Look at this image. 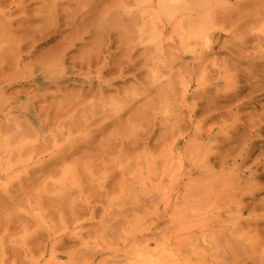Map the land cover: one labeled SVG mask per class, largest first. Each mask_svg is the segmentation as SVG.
Wrapping results in <instances>:
<instances>
[{"label":"rangeland","instance_id":"374dc122","mask_svg":"<svg viewBox=\"0 0 264 264\" xmlns=\"http://www.w3.org/2000/svg\"><path fill=\"white\" fill-rule=\"evenodd\" d=\"M10 1L11 0L2 1L0 3V11L2 10V5L9 4ZM41 1L43 0H26L24 3L25 7L22 10L11 13L10 16L0 12V31L3 32L1 36L5 34L3 37L5 39L0 37V264H128V262L134 260L137 253H143L148 248L151 249L154 246V241L158 237L153 233L152 220L155 205L154 203L152 204L150 200L151 195L147 193V190L144 191L143 186L137 183L133 177L135 173V171H133L135 170L133 169L135 163L134 156L142 152V144L139 145L141 142L138 140L137 145L127 147L129 150L131 149V153L123 152V154H121L116 146L104 148V152H101V154L99 153L100 151L96 149L98 144L100 145L106 142L105 140L109 138L108 136H110L112 132L114 133L111 135L112 138L118 136L116 133H118V129L121 128H118L117 125H113L114 127L109 126L108 129L107 127L105 128V126L102 127L103 125H108V123L112 124L113 122L110 121L116 119L117 115L113 114L112 110L117 109V105L114 107L111 105L106 107V109H108V107H110L109 109L113 107L111 111H108L109 114H99L95 116L99 117L101 121L98 118L97 120L96 118L90 120V122L94 123H89V125H91L89 128L91 129L88 128V130H90L91 134L90 132L88 133L94 137L88 134L89 141H86V139L82 140L87 135L86 132L80 133L83 131L82 129L80 132L77 131L78 129H73V131L70 129L69 135L73 136L68 137V128H64L66 134L62 135V138L65 137L67 139L66 143L70 141L69 144H72L74 140L78 138L79 141H77L80 143L82 140V142L79 149L75 148L77 152H72L73 154H70V156L67 154V159L62 161V163L54 160V157L59 158L58 155H61L60 152L55 153L56 149H51L52 152H50L51 150L43 152L44 154L42 155L38 154L39 157L33 156L35 153L33 154L31 152L30 147L31 141L35 138L31 140L30 137H35V135L27 138L30 140L28 143L25 141L26 144L24 147V137L22 139L18 137L19 139L17 138L15 140V136H12L15 130L13 129L12 132H8L11 131L13 122L11 118H7L5 114L6 111L13 110L14 107L13 111H17L18 113L22 112V107L24 109L29 106L26 97L32 96L35 93V87L28 78V73L30 72L29 68L35 65L39 60H42L41 58H46L52 54L74 30L72 27L62 25L59 28H55V30L47 29L41 31L40 26L42 27L43 24L42 14L39 12L42 7ZM107 1L109 3V0ZM107 1L104 4H107ZM118 1L123 2L122 0ZM126 1L123 3H126ZM129 1V4H127L128 2L126 3V10L135 12L137 6L131 0ZM132 3L134 5H132ZM229 3L233 4L234 0H230ZM260 3L264 4V1L261 0L259 2V7L264 6ZM110 4H107V6ZM69 5L68 1L63 2L62 8L60 7L61 11L59 10V12L64 14L65 12L63 13V11H71ZM258 9L260 11V8ZM262 11H264V9H262ZM262 11L260 12L262 13ZM261 16L264 17V13H262ZM262 17L259 18L261 20L254 21L255 23L249 21V24L252 22V25L247 24L248 30L250 29V31L246 30V33L249 32L247 38L251 39L248 40L246 38L248 43L246 42V45H244L246 47L244 48V52L243 50L240 52L243 54H241V57H239L240 55L232 56L230 54L228 43L230 42L229 37L231 35L221 32L220 41H218L215 49L211 53L205 51V53L199 55L200 45H197L196 42L191 39L188 40L186 46L183 47V52L187 54L189 58L194 55L196 57L202 56L206 58L204 66L207 68L202 71L198 69L189 71V68L184 70L182 63H179L178 60H174V62L170 64L171 67L167 66L169 60L165 62L163 59L153 65L152 67L155 69V75L161 87H166L168 83H173V91L167 93L165 96V98L169 100L168 102L162 97V105L159 103L158 105H149V107L146 105L145 108L142 104L143 110H141L142 113L138 116L139 118L136 116L133 117L134 115L131 114V111L130 113L128 110V113L123 111L125 107L120 108L122 105H118V111L121 112L122 109L124 113L121 112L123 115L121 116L122 119H120L122 123L124 122L123 126L125 124L126 128H129L128 123L132 125L134 122H138V125L135 123V126L137 125L138 128L142 127L140 125L145 123V125L148 126L146 127L143 124V127L146 128H144L145 130L148 129V131L151 127V129L154 127L156 135L153 134L151 137L149 144L150 149L148 148L147 152L153 150L151 146L155 141L154 138L157 139L159 136L161 137V135L164 136L159 139V143L164 144L181 137L180 134H178V137L176 130H173V133H171L168 127L167 132H169V134L166 137L164 135L166 134V130H163L166 125L170 126V122L173 123V118L177 116V114L182 116L183 113L184 115L182 117H184L185 120L186 133L191 134L194 127L200 132V139H196L191 135L184 139V141L189 144L186 160L191 161L188 165H185H187L191 171L193 169V174L188 176V180L194 187L189 188L188 195L196 200V203L188 202V210L180 211V215L183 214L184 216L181 221L185 220L184 224L187 227L192 226L190 225L191 223H195L193 219H199L198 221H200L202 218L207 216L210 217V211H213L216 206L212 199H210L211 201L209 200L208 203L203 202L201 187L214 185V175L216 177L218 175L219 154L233 155L242 151L244 152L243 156H245L249 151L244 166H253V171L256 176L255 180L259 183L257 187L262 188V190H259L260 192L258 191V193L254 195V199L248 197L245 201L257 202L259 199L264 198V184H262L264 183V59L260 57L264 54V50H262V52L260 51V49L264 48V46H262L264 45V43H262L264 39H260L261 42L259 39H257L258 41L255 40L256 38L264 37V34H262V32H264V23H262L264 22V18ZM245 29L247 28L245 27ZM250 33L252 35H250ZM256 34L257 36H253ZM260 35L262 36L259 37ZM1 40L3 42H1ZM11 40H13L14 43ZM87 40L90 42V39ZM9 41L12 43V46L14 45L17 47L13 46L14 49L12 54V46ZM227 41L229 42L227 43ZM167 43L169 44V41ZM167 43L163 44L164 46L161 48L160 52L172 53L175 59V55L178 53L177 51L179 49L170 44L168 46ZM16 44L22 47V51L16 50L19 49V46ZM115 45L111 47L112 51H114ZM165 45L167 46L165 47ZM255 49L259 50L255 51ZM18 51L19 53L21 52L20 55L17 53ZM14 52H16L17 55L14 54ZM78 54V51H73L70 52L69 56L71 58ZM250 55H252V57ZM253 56L256 57V60ZM12 57L15 59L12 60ZM70 58L65 63L67 66L70 65ZM14 60H18L17 62L19 63L21 62L19 67L16 66L17 62H14ZM25 65L28 68H25V71L23 70L22 72V66ZM19 68L22 69L18 71ZM14 70L16 71V74H14L15 77L12 76ZM138 74V76L136 75L137 78H143V73L140 72ZM169 74L170 76H168ZM180 79L183 80L184 84L190 79L195 85H197L196 81H198V83L200 82L201 85L199 84V86L203 89H200L201 91L199 90V93H202L201 95L203 97L199 94V96L196 97L197 100L195 98L194 100L192 99V101L190 98L187 104H191L182 105L183 107L178 105L180 102H176L173 105L171 102L172 95L177 99V96L182 92L181 85L178 82ZM132 83V79L128 80L129 85ZM114 84V87L120 86L122 88L126 86H123L121 82H116ZM81 89H87V86H82L77 83L74 85L69 84L67 87H62L60 89L55 86H49L46 90L39 89L40 91L38 90L36 92L37 94L40 92L38 97H41V93L48 94V97H46L47 103L51 106L59 105L61 107L62 105L60 104L63 103V97L77 93ZM188 89H190V91L193 90L191 86ZM204 89L205 91H203ZM111 90H108L110 92H106V94L108 93L107 95H110L115 93L113 91L114 89ZM151 98L152 97L148 98L146 103L149 102ZM204 98L207 100L205 101ZM89 99L90 98H88V101ZM203 100L205 104L197 105L198 107L195 108V111H193V113L191 112L194 115V122L191 123L189 118L186 119L190 115V113H188L190 110H187L185 106L192 109V103H200ZM35 103L37 104L38 102L35 100L33 104ZM36 104L34 105L35 108L36 106L38 107L39 103ZM135 106L134 109H139V107H137L139 105ZM140 109L142 108L140 107ZM67 110L69 109L67 108ZM70 113H68V111L67 114L66 112L65 114L62 113L61 118L59 119L58 117L54 119V122L52 119L48 121L46 125L47 129H45L47 133L58 128L61 130L62 126L59 125L60 121H62L61 123L67 122L66 124L68 125V122L70 123L72 118H70V116H72V113L71 115ZM113 115H116V117L114 118ZM75 116H78V114ZM130 116L133 118L130 119ZM141 116L144 118L147 117V120L145 121ZM19 117L20 119L18 118V120L24 122V117ZM140 117L144 120L143 122ZM134 118H138V120ZM61 119L66 120L63 122ZM128 119L130 120L128 121ZM152 122H154V124L151 125ZM163 122H165V124ZM160 123H163V125ZM164 125L165 127H163ZM9 126L12 127L10 128ZM123 126L122 131H124ZM4 127H6V129ZM101 131L105 134L100 133ZM10 133H12V135ZM81 134L85 135L81 136ZM145 136L146 135H144V138ZM209 136L213 137L210 142L208 141ZM10 137H13V140ZM91 137L95 139L93 140ZM62 138L61 140L58 139V142L64 145L66 143L64 140L62 141ZM51 141L47 145H51ZM83 141H86L85 143L88 142L87 145L84 144ZM91 141L92 143L95 142L93 144L94 146ZM6 144L9 147L8 150L2 148V146L6 147ZM32 144H34V140ZM69 144L67 143L66 146H70ZM214 144L220 146V148H218V153H216L217 151H215V149L209 151V148H212ZM82 147L83 149L86 147L84 149L85 152ZM52 154H56L57 157L55 155L52 157ZM214 154L215 156H213ZM30 156L32 161L29 160ZM40 156L44 159H39L40 164H43L45 160L48 161L47 167L50 168H47L46 163H44V170L47 169L46 171L40 169L38 165L39 163L37 161L38 158H41ZM83 156L85 157L83 158ZM47 158H51L54 161ZM205 160L206 162L208 161L209 164H214V171L209 172L211 176L207 175L208 177H212V180L210 178L207 180V176L203 174V169L199 166L200 163ZM127 162H129V164ZM35 163L38 166L35 167ZM55 163L61 164L56 166L57 164ZM70 164H73V166ZM74 164L76 165L74 166ZM26 166H28V168H26ZM197 168L199 171H196ZM25 169H29L27 170L28 172ZM31 169L33 170L31 171ZM215 172L217 174H212ZM214 186H212L211 189H213ZM197 189H199V191ZM212 196H214V191ZM212 196L211 198L214 199L215 196ZM86 202H90L91 204H87ZM86 206L91 207H88L89 211L87 210L88 208L86 209ZM76 221H78V223ZM198 221L196 223H199ZM162 227L168 228L167 225L166 227H164V225ZM248 227L253 231V233L251 231L252 234L258 232L259 236H264V221L255 226L252 224L248 225ZM62 230L66 231L64 232L65 234L63 232V234L61 233ZM67 231L69 232L67 233ZM60 233L61 236L57 237ZM178 233H182V231ZM251 233L250 235H252ZM49 234H52V236L49 237ZM202 234L200 233L198 236ZM39 235L40 237L37 239L36 236ZM262 236L261 238H264ZM158 240L159 238L157 241ZM198 241L200 243V236L198 237ZM262 245H264V242H262ZM187 248L189 247H182V250L185 252ZM122 253L125 255H122Z\"/></svg>","mask_w":264,"mask_h":264},{"label":"bare ground","instance_id":"6f19581e","mask_svg":"<svg viewBox=\"0 0 264 264\" xmlns=\"http://www.w3.org/2000/svg\"><path fill=\"white\" fill-rule=\"evenodd\" d=\"M2 1L6 0H0V3ZM25 1L26 0H11L9 4H6L7 6L2 5V10L0 12L2 14L10 16L11 13L22 10L25 7ZM65 1H68V3L70 4L69 6L71 8V11H63V13H65L62 14L59 12V10L63 5V2ZM65 1L43 0L41 1L42 4L40 2L42 7L39 12L42 14L43 22L42 27L40 26L41 31L47 29L55 30V28H59L62 25L66 27H72L74 28V30L52 54H50L46 58H41L42 60H39L35 65L29 68L30 72L28 73V78L35 87V93L33 92L34 95L32 96L26 95V100H28L29 106L25 107L24 109L22 107V112H19L21 114H19L17 111H13L14 107L13 110H9V108V111H6L5 114L7 118H11V121L13 122V127L11 126V128L9 126L11 128V131L8 132H12L13 129L15 130L13 135L12 133H10L12 136H15V140L18 137H21V139L24 137V141L22 140L24 142V147L25 144L30 140L27 138L35 135V137H30L31 140L32 138H35L33 139L34 144H32L33 140L31 141V152L33 154L35 153V155H32L37 157L38 154L42 155L44 154L43 152H48L51 149H56L55 153L60 152L61 155H58V153L57 155L59 158L54 157V160H56V162L62 163V161H65V159H67V154H69L70 156V154H73L72 152H77L75 148L79 149V147H81L82 140L86 139L87 141L89 136H93L90 135L91 132L90 130H88L89 126H91L89 125V123H94L90 122V120L94 118H96V120L97 118L100 120L99 117L95 116L99 114L107 115L108 111H111L112 108L117 105V109L112 110L113 114L117 115V117L116 115H113L114 118L116 117L114 121H110L113 123H108V125L106 124L101 126H105V128L107 127L108 129L109 126L117 125L118 128H121L118 129V133H116L118 134V136H114L112 138L111 135L114 134L112 132V134L110 135L111 138L110 136H108L109 138L105 140L106 142L101 143L100 145L98 144L96 149L100 151L99 153L101 154V152H104V148H111L112 146H116L121 154H123V152L131 153V149L129 150L127 149V147H133L137 145L138 140L141 142L139 145L142 144V152L134 156L135 163L133 169L135 170L133 171H135V173L133 172V177L135 178V181H137V183L143 186L144 191L147 190V193H150V200L152 201V204L154 203V205L156 206H154L155 209H153L154 212L152 227L153 233L159 238L158 241V238H156V240L154 241V246L151 249L148 248L143 253H137L134 260L128 262V264H264V245H262V242H264L262 240H264V238H261L262 235L260 234L261 236H259L258 232H254V234H252L253 231L250 230L251 226L248 227V225L252 224L255 226L264 221V198L259 199L257 202L245 201V199L248 197H252V199H254V195L257 194L259 190H262V188L257 187L259 183L257 182V180H255L256 176L255 172L253 171V166H244L249 151L248 154H245V156H243L244 152L242 151L237 152L233 155L219 154L220 159L218 161V175L217 177L214 175L213 178V180L215 179L213 181L215 186L209 185L201 187L203 202L208 203V201L212 199L214 200L216 206L213 211H210V217L204 216L205 218L200 219V221H198L199 219H193L195 223L193 222L190 224L192 226L187 227L184 224L185 220L181 221L184 216L183 214L180 215V211L188 210V202L196 203V200L192 199V196L188 195L189 188L194 187L193 184L188 180V176L193 174V169L191 171L187 167V165L191 161L186 160V154L189 149V144L185 142L184 139L186 137H189L190 135L196 139H200V132L195 127L192 129L191 134L185 132V120L184 117H182L184 115L181 111L182 116L177 114V116H174L173 118V123L170 122V126L166 125L165 127L164 125L163 127L165 128H161L164 131L166 130V134H164L166 137L169 134V132H167L168 127L171 133H173V130H176L177 135L180 134L181 139L176 138L169 143L161 144L159 143V139L164 137L161 135V137L159 136L157 139L154 138L155 141L151 146L153 150L151 149L152 151L147 152L151 137L153 136V134H155L154 127L153 129H151L152 127H149L150 129L148 131V129L145 130L146 128L143 127V124L145 125V123L141 124L140 126L142 127L138 128V122H134V124L132 125L131 123H128L129 128H126L125 124L123 126L124 122L122 123L121 120V116L124 114L123 111L127 112L128 110L129 113L131 111V114L134 115L133 117H138L141 115V110H143V107H145L146 105L148 107L149 105H158V103L162 105V97L165 98L167 93H171L173 91V83H168L166 87H161V85L159 84V81L157 80L155 75V69H153L152 67L158 61L163 59V61L166 62L167 60H169L167 66H170V64H172L174 60H178L179 63H182L184 70H187L189 68V71H195V69L202 71L207 68L206 66H204V62L206 61L205 57H196L194 55L193 57L189 58L187 54L183 52V47L186 46L188 40H194L197 45H200L199 55H202L203 53H205V51L211 53L215 49L218 41H220L221 32L229 33V35H231L229 37L230 42L227 41V43L229 42V52L232 56L240 55L239 57H241L242 53L240 52L242 50L244 52V48H246L244 45H246L248 39L247 36L249 34L248 31H250V29L248 30L247 26L250 24L252 25V22L254 21L256 22L258 20H261L259 18L262 17L261 14L264 13V11H262V9H264V6L259 7V2L261 0H234L233 4L229 3L230 0H131L137 6V10L135 12H129L126 10V5L130 2L129 0H122L123 2H128L127 4L118 0H109V3L107 0ZM106 1L107 4H110V2L111 4L107 6V4H104L106 3ZM133 3L132 5H134ZM257 7L260 8V11H262V13ZM249 21L252 22L249 24ZM245 27L247 29H245ZM246 30H248V33H246ZM2 33L3 32H1L0 37L3 38L5 34L1 36ZM262 34H264V32H262ZM250 35L252 34L250 33ZM253 36H257V34ZM261 36L262 35H260L259 37ZM87 39H90V42H88ZM257 39H259V41L261 42L260 39H264V37L256 38L255 40ZM2 40L1 42H3ZM11 41L13 42V40ZM166 41H169V44L171 46L173 45L175 47H178L179 50L175 55V59L172 53L160 52L161 48L164 46L163 44L167 43ZM10 44L12 46L11 42ZM169 44L167 43L168 46ZM114 45L115 48L114 51H112L111 47ZM167 45H165V47ZM259 45L258 48L260 47ZM13 46L11 47V54L14 47H16ZM17 46H19V49L16 50L22 51V47H20V45ZM256 50L257 49H255V51ZM262 50H264V48L260 49L261 52ZM19 51L17 53H19ZM73 51H78L79 54L70 58L69 54ZM14 54H16V52H14ZM20 54L21 52L19 53V55ZM250 56L252 57V55ZM260 57L261 59H264V54H262V56ZM69 58L71 59V62L70 65L67 66L65 63ZM253 58H255L256 60V57L253 56ZM13 59L15 58L12 57V60ZM18 60H14V62H17ZM20 64L21 62H17L16 66L19 67ZM22 68H19L18 71L22 69L23 72V70L28 67H26L25 65L22 66ZM15 72L16 71L14 70L12 75L13 77H15ZM140 72L144 74L143 78H137V76L139 75L138 73ZM168 76H170V74ZM130 79L133 80V83L129 85L128 80ZM116 82H121L123 86H126L122 88L120 86V88L117 86L114 87V83ZM178 82L181 85L182 92L177 96V99H175L172 95V104L174 105L176 102H180L178 103V105H181V107H183L182 105H190L191 103L187 104V101H189L188 99L190 98L191 100H194L197 96H199V90L201 89L199 84L201 85V83H198V81H196L197 85H195L191 79L185 84L181 79L178 80ZM76 83L82 86H87V89H81L77 93L63 97V103L60 104L62 105L61 107L59 105H49L46 98L48 97V94L41 93V97H38V94L40 92L38 94L36 92L39 89L46 90L49 86H55L56 88L60 89L62 87H67L69 84L74 85ZM190 86L191 88H193L192 91L188 89ZM111 89H114L113 91L115 93L113 92L114 94L107 95L108 93L106 94V92H110L108 90ZM203 91H205V89ZM87 97L90 98V102L88 101ZM150 97L152 98L149 100V102L146 103L147 99ZM35 100L39 103H37L38 107L36 106V108L34 107L36 103L33 104ZM164 100H166L167 102L169 101L167 98H165ZM206 100L207 99H205V101ZM196 102L192 103L194 109L185 106V108L187 107V110H190V112H188L190 113V115L188 114L189 117H187L186 119L189 118L191 123L194 122V115L192 113L193 111H195V108L198 107L197 105H203V103L205 104L204 100L200 103ZM139 103L141 104V106ZM142 104L144 105L143 107ZM109 105L113 107L111 109H109L110 107L106 109V107ZM118 105H122L120 106V108L125 107V110L122 111L121 109V112L123 114L118 111ZM135 105H139L137 106L139 107V109H134L136 107ZM140 107L142 109H140ZM67 108L69 110H67ZM65 110H67L68 113H72V116H70V118L72 117L71 122H68L67 125V122L61 123L62 121H60L59 125L62 126L61 130L60 128H58L47 133L45 129H47L46 125L48 124V121L52 119L54 122V119L58 117L60 119L62 113L65 114L66 112L67 114V111ZM76 114H78V116H75ZM19 116L24 117V122H20L18 120V118L20 119ZM133 117L130 116V119ZM138 118L134 119L138 120ZM146 118L147 117L144 118L145 121L147 120ZM130 119H128V121ZM65 120L66 119H64L63 122H65ZM143 121L144 120L142 119V122ZM135 123L137 124L136 126ZM163 123L165 124V122ZM163 123L160 124L163 125ZM152 124H154V122H152L151 125ZM66 125L69 127H67ZM121 125L124 127V131H122L123 128ZM6 127L4 128L6 129ZM65 127L68 128L67 131H69V133L67 134L68 137L73 136L69 135L71 130L73 131V129H78L77 131L80 132L82 129L83 131H81L80 133L86 132L87 135L85 137L87 138L84 137L80 143L78 142L79 138L75 139L72 143L73 145L69 144L70 141L68 140L69 142L67 143L70 146H66L67 139L65 137L62 138V135L66 134L64 132ZM88 132H90V134ZM102 132L103 131H101L100 133ZM84 135L81 134V136ZM144 135H146L145 138ZM60 136L62 138V141L64 140V142L66 143L64 144L65 146L62 145V143L58 142V139L61 140ZM91 139L93 138L91 137ZM212 139L213 137H208L209 142ZM50 141L52 144L47 145ZM85 142L84 144L87 145L88 142ZM94 143L95 142H93L92 145ZM2 148H5L4 150H8L9 147L6 144V147L2 146ZM218 148H220V146L214 144L212 148H209V151L215 149V151H217L216 153H218ZM52 150L50 152H52ZM54 155L56 156V154ZM54 155L52 154L51 156L53 157ZM213 156H215V154ZM84 157L85 156H83V158ZM30 158L29 160L32 161V158ZM39 159L41 160L42 157L38 158V163ZM47 159L50 160L51 158ZM47 162L48 161L46 160L44 162L46 163V167L48 166ZM44 163L38 164L40 166V169L42 170H44L45 168ZM61 163L55 164H57L56 166H59V164ZM127 163L129 164V162ZM38 165L36 164L35 167ZM75 165L76 164H74V166ZM28 166H26V168H28ZM71 166H73V164ZM199 166L201 167V169H203V174L206 176H211V173L209 172L214 171V164H209L208 161L206 162V160L200 163ZM33 169H31V171ZM196 171H199V169L197 168ZM217 173L215 172L212 174ZM208 176L207 180H209V178H212ZM212 186H214L213 189H211ZM197 190L199 191V189ZM213 191L215 197L212 196ZM211 196L214 197V199L211 198ZM86 203L88 204L90 202ZM88 207L86 206V209ZM89 208L87 209L88 211ZM197 221L199 223H196ZM76 222L78 223V221ZM163 225L164 227H166L167 225L168 228H163ZM179 231H182V233H178ZM62 232L64 233L66 231L62 230L61 233ZM68 232L69 231H67V233ZM61 233L60 235L58 234L57 237L61 236ZM200 233L203 234L199 235L201 238V241L199 243L198 234ZM250 233L252 235H250ZM51 236L52 234H49V237ZM36 237L38 239L40 235ZM54 238L56 239V237ZM182 247L189 248H187L188 250L185 249L184 252L182 250ZM123 254L124 253H122V255Z\"/></svg>","mask_w":264,"mask_h":264}]
</instances>
